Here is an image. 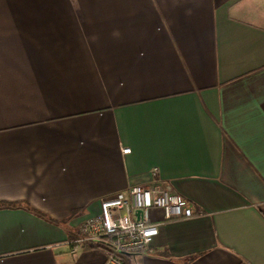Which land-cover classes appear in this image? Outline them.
I'll return each instance as SVG.
<instances>
[{"label": "crops", "instance_id": "crops-1", "mask_svg": "<svg viewBox=\"0 0 264 264\" xmlns=\"http://www.w3.org/2000/svg\"><path fill=\"white\" fill-rule=\"evenodd\" d=\"M152 184L135 264H264V0H0V264H104L68 242Z\"/></svg>", "mask_w": 264, "mask_h": 264}, {"label": "built area", "instance_id": "built-area-1", "mask_svg": "<svg viewBox=\"0 0 264 264\" xmlns=\"http://www.w3.org/2000/svg\"><path fill=\"white\" fill-rule=\"evenodd\" d=\"M183 205L170 185H134L126 195L103 199L100 214L84 220L68 244L75 253L96 243L106 255L104 264H128V259L135 264L159 235L161 223L153 221V212L159 211L165 222L178 220L186 216Z\"/></svg>", "mask_w": 264, "mask_h": 264}, {"label": "trees", "instance_id": "trees-1", "mask_svg": "<svg viewBox=\"0 0 264 264\" xmlns=\"http://www.w3.org/2000/svg\"><path fill=\"white\" fill-rule=\"evenodd\" d=\"M0 207H16V203H9V202H5V201H0ZM92 248V249H100V246L96 243H86L83 248ZM128 264H132L131 260L128 259L126 260Z\"/></svg>", "mask_w": 264, "mask_h": 264}]
</instances>
